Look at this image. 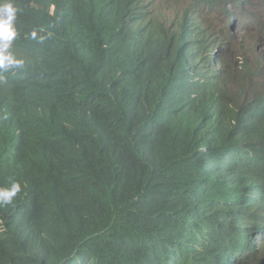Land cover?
Returning <instances> with one entry per match:
<instances>
[{"label":"trees","instance_id":"1","mask_svg":"<svg viewBox=\"0 0 264 264\" xmlns=\"http://www.w3.org/2000/svg\"><path fill=\"white\" fill-rule=\"evenodd\" d=\"M101 1L12 0L35 20L25 46L41 58L0 80V187L21 185L0 206V264H169L177 252L194 264L179 236L207 228L226 186L263 178L264 111L220 101L170 39L141 61L93 15L110 9ZM78 212L102 230V262L60 263Z\"/></svg>","mask_w":264,"mask_h":264},{"label":"clouds","instance_id":"2","mask_svg":"<svg viewBox=\"0 0 264 264\" xmlns=\"http://www.w3.org/2000/svg\"><path fill=\"white\" fill-rule=\"evenodd\" d=\"M101 2L111 5L110 9L100 11L97 8L93 15H97L108 30H112L114 37L130 41L131 48L141 61L153 60L157 56L159 42L164 48L166 39H170L175 50L181 49L190 60L184 66L186 73L189 67H196L195 72L206 79L207 84L216 85L220 101L225 97L235 109L247 107L250 111L259 108L264 111V55L259 52L264 50V19H252L254 7L260 8L264 14V0ZM55 8L52 6L51 14ZM224 14L228 15L226 21L222 19ZM34 21L24 7L12 0H0V80H3L2 73L7 80L11 71L13 77L25 71L32 56L41 58L36 43L25 46L31 37L36 39L32 29L36 26ZM146 29L148 31L143 32ZM43 39L45 37H40L41 42ZM105 48L102 47L103 50ZM181 56L178 52L183 61ZM219 56H222L220 60ZM191 58H198L200 66L194 65ZM151 64L153 68L158 66L155 61ZM227 66L230 70L225 76L223 71ZM206 68L212 73L211 82L204 74ZM255 156L261 166L264 165V153ZM251 182L254 186L246 183L241 189L226 186L213 204L207 228L194 227L190 233L179 236V245L186 244L196 250L200 260L194 264H209V258L212 264H264V175L262 179ZM20 191L18 182L0 187V206L11 204ZM246 209L253 214L250 223ZM67 224L74 234L67 238L70 245L62 250L60 263L73 256L78 260L90 258L102 262L104 246L97 244V236L102 230L96 224L92 228L80 212ZM257 236H260L259 242ZM168 253L165 251L164 255ZM226 254L230 262L226 261ZM115 264L122 263L116 261ZM135 264H159V261L154 257H145L140 262L135 261ZM169 264H184V255L177 252Z\"/></svg>","mask_w":264,"mask_h":264},{"label":"bare ground","instance_id":"3","mask_svg":"<svg viewBox=\"0 0 264 264\" xmlns=\"http://www.w3.org/2000/svg\"><path fill=\"white\" fill-rule=\"evenodd\" d=\"M110 18V17H109ZM238 21V20H237ZM144 22H145V24L147 25L148 24V20H147V18H145L144 19ZM145 31H148V29H146V30H143V32H145ZM191 39V38H190ZM221 46H223V45H221ZM132 47V46H131ZM131 50L132 51H134V48L132 49L131 48ZM211 50V52H212V49H210ZM180 51H182L181 49H179V52ZM256 52H257V50H256ZM262 55H264V50L263 51H259ZM222 53H223V51L220 53V55H222ZM222 58V56H219V60ZM214 62H215V60H214ZM223 73H224V75L226 76L227 75V71H223ZM19 76H26V74L24 73V72H20L19 74H18ZM189 84V82H187L186 84H184V85H182L181 87L182 88H184L185 86H187ZM23 86V85H22ZM216 86V85H215ZM264 104V103H263ZM218 126V125H217ZM246 172H249L248 170H246ZM250 173V172H249ZM231 174L232 173H230V176H231ZM246 176L247 177H252V174L250 173V174H246ZM251 186H254V184H252V182H248ZM226 196H228V197H230V196H232V195H226ZM246 215H247V217H250L249 218V222L248 223H250V221L251 220H253V214L251 213L250 214V212L249 211H247V209H246ZM13 220H14V218H12ZM12 229H13V227H11ZM13 230H15V229H13ZM244 231H246V228L244 229ZM16 232V231H15ZM184 237V236H183ZM260 236H257V239H258V242H259V240H260V238H259ZM185 238V237H184ZM257 245H258V243H257ZM40 250H38L37 252H34L35 251V248H34V250H32V249H30V247H28L27 246V250H29V251H31V252H33V253H35L37 256H39V257H42V256H44L45 257V255L42 253V249H41V247L39 248ZM221 249H222V247H221ZM166 250L168 251V252H170V253H172L171 251H169L167 248H166ZM229 256L226 254V261L228 262V260H229V258H228ZM174 261V260H173ZM225 264V263H224ZM226 264H228V263H226Z\"/></svg>","mask_w":264,"mask_h":264},{"label":"rangeland","instance_id":"4","mask_svg":"<svg viewBox=\"0 0 264 264\" xmlns=\"http://www.w3.org/2000/svg\"><path fill=\"white\" fill-rule=\"evenodd\" d=\"M174 1H176V0H174ZM252 19H255V18H259V19H264V14H263V11L260 9V8H258V7H254L253 9H252ZM222 19L224 20V21H226V20H228V15H226V14H224L223 16H222ZM249 22V21H248Z\"/></svg>","mask_w":264,"mask_h":264}]
</instances>
